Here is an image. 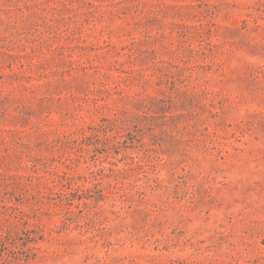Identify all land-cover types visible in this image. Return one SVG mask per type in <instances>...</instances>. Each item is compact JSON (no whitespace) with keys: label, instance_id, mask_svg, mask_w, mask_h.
Wrapping results in <instances>:
<instances>
[{"label":"rangeland","instance_id":"obj_1","mask_svg":"<svg viewBox=\"0 0 264 264\" xmlns=\"http://www.w3.org/2000/svg\"><path fill=\"white\" fill-rule=\"evenodd\" d=\"M0 264H264V0H0Z\"/></svg>","mask_w":264,"mask_h":264}]
</instances>
